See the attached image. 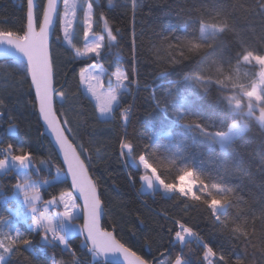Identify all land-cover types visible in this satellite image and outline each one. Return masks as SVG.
Listing matches in <instances>:
<instances>
[{
  "label": "snow or ice",
  "instance_id": "snow-or-ice-1",
  "mask_svg": "<svg viewBox=\"0 0 264 264\" xmlns=\"http://www.w3.org/2000/svg\"><path fill=\"white\" fill-rule=\"evenodd\" d=\"M146 5L0 17V264H264V0H171L150 25ZM27 116L45 152L16 139Z\"/></svg>",
  "mask_w": 264,
  "mask_h": 264
},
{
  "label": "trees",
  "instance_id": "trees-1",
  "mask_svg": "<svg viewBox=\"0 0 264 264\" xmlns=\"http://www.w3.org/2000/svg\"><path fill=\"white\" fill-rule=\"evenodd\" d=\"M171 2V0H147V5L145 11L141 14V19L143 20L145 25H150L153 23V20L156 17H161L164 20L171 18L170 10L166 9L164 6L166 3ZM23 0H0V17L8 18L11 22H17L18 18L23 15L21 10V5ZM109 15L115 20V22L121 27H126V22L120 17L119 12H110ZM123 47V46H122ZM153 67L150 63L145 62L142 66V76L148 82H153ZM155 83H164L162 80H155ZM147 93L141 92L138 99V117L141 122L148 119L146 114L147 109V101H146ZM42 130L40 124L36 121L35 117L27 116L24 121L23 126L20 129V134L16 138L20 142L31 143L34 147H38L39 151L45 152L48 146V142L43 140L39 135V131ZM27 136V139H26ZM43 140V144L41 141ZM108 167L107 165H102L99 169V175L102 181L108 186L109 191L112 197H115L114 204H117L121 199L132 200L134 203V207L140 209L147 215V212L142 208V205L139 201H135L134 193L127 186L126 177L121 174L116 165H111V171L113 175L109 176L104 171V169ZM115 181L119 186L120 190L117 192L112 188V182ZM5 191L9 192L10 189H5ZM151 204V200L148 201ZM155 207V205H154ZM6 211V208L3 204H0V213ZM195 216V214H194ZM201 223L200 219L194 218L192 220V224L196 225ZM134 240V238H133ZM80 241L76 239L74 241V246H78Z\"/></svg>",
  "mask_w": 264,
  "mask_h": 264
},
{
  "label": "water",
  "instance_id": "water-1",
  "mask_svg": "<svg viewBox=\"0 0 264 264\" xmlns=\"http://www.w3.org/2000/svg\"><path fill=\"white\" fill-rule=\"evenodd\" d=\"M0 62H2V60H0ZM42 139H43V137H42Z\"/></svg>",
  "mask_w": 264,
  "mask_h": 264
}]
</instances>
